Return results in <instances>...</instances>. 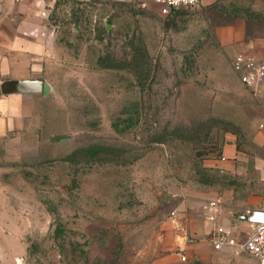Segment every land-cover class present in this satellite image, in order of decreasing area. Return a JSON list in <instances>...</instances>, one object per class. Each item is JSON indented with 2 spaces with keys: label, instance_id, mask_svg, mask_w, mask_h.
<instances>
[{
  "label": "rangeland",
  "instance_id": "obj_1",
  "mask_svg": "<svg viewBox=\"0 0 264 264\" xmlns=\"http://www.w3.org/2000/svg\"><path fill=\"white\" fill-rule=\"evenodd\" d=\"M206 1L169 16L147 0H0L3 17L17 24L28 12L43 26L24 33L31 47H48L38 66L23 50L0 56L9 64L0 81L50 85L18 104L15 126L6 127L0 99V264H171L179 252L209 264L191 250L207 239L202 203L218 199L227 216L258 195L264 208V152L245 144L234 169L209 166L198 149L220 146L222 129L188 130L216 117L250 132V118L264 114L232 67L237 51L219 36L253 0ZM256 6L264 17V0ZM55 9L57 30L47 26ZM0 28L6 40L12 31ZM244 40L242 51L263 54ZM100 145L109 150L88 149ZM211 249L218 262L225 251Z\"/></svg>",
  "mask_w": 264,
  "mask_h": 264
},
{
  "label": "crops",
  "instance_id": "obj_2",
  "mask_svg": "<svg viewBox=\"0 0 264 264\" xmlns=\"http://www.w3.org/2000/svg\"><path fill=\"white\" fill-rule=\"evenodd\" d=\"M215 0H207L206 2H203L204 4H211ZM18 10L21 8L16 7ZM7 8L4 7L3 10H6ZM8 11V10H7ZM14 11L12 15L14 14ZM10 11L7 12L6 15H9ZM5 14V12L0 11V27L5 28L6 31L8 30L9 33L12 31L11 34H9L8 38L4 40L3 35L1 36L0 33V56L5 55V53H9L14 50H23L21 53L25 55L27 58V61L33 63V65L38 66V61L36 59H43L46 52L44 50L47 47V44L45 42H36L35 44L39 46V48H33L31 47V44H34V42L25 39V34L28 32H33L35 30H38L40 27H43L42 25L37 24V22L29 20L27 17L28 12L21 13L18 11V14L16 16H21V20L18 21L16 24L14 21H10L12 18L11 16L3 17L2 15ZM21 14V15H19ZM255 25L262 26L261 24L255 23ZM39 27V28H38ZM250 25H245V22L242 19L237 20L235 24H231L228 26H223L220 28L219 36L222 39L223 45H227L228 48H231V52L233 48L238 53L244 52L243 49H247L248 46L245 44V37L247 34L250 35V42H255L256 44H261L262 49L264 50V35L263 33L260 35H254L251 33L254 29V27ZM38 28V29H37ZM40 30V29H39ZM42 31V30H40ZM1 32V28H0ZM246 34V35H245ZM5 35V34H4ZM27 42V43H25ZM49 45V41H48ZM27 47V48H26ZM5 51V52H3ZM230 52V53H231ZM236 53V52H235ZM255 53V52H254ZM262 53V52H260ZM234 54V52H232ZM236 54V55H237ZM256 55H259L264 59V52L263 54L255 53ZM235 55V56H236ZM42 56V57H41ZM234 56V57H235ZM37 68V67H36ZM7 69H9V64L4 60V62L0 61V70L1 72H5ZM1 74V73H0ZM34 79H41V77H33ZM6 79V78H4ZM2 79V81L4 80ZM0 81V83L2 82ZM27 96H33L32 94H10V95H0V99L2 97H5L7 99V113L3 116L5 117L6 121V127L15 126L19 124L20 122V113H22V110L19 109L18 104L21 107L22 102L25 101V98ZM0 117H2L1 108H0ZM264 124V114H258L254 115L250 118L249 128L251 132V138L254 143L264 148V125L261 126L260 124ZM241 124V123H240ZM226 142L224 143L222 147V157L221 158H209L206 159V164L209 166L221 168L224 170H232L235 168L236 159L240 158L242 155H245V152H241L237 149V135L233 132H227L225 134ZM257 165L256 168L259 170L262 178L264 179V156L256 157ZM258 195H253L247 200V206L245 207H260V205H256L258 200ZM236 213H231L230 215H225L222 207V214L220 216V220L225 223L226 225H230L233 221ZM210 230V224L207 223L205 220H203V229L202 232L203 236L205 237L206 233H208ZM207 248H212L211 250H216L213 246V244L208 239H202V241L198 244H193L191 246L193 257L201 261V263H209V264H229L234 263L237 264L239 261V257H235L234 254L229 250H216L218 252H224L223 256H221L220 260L218 262H215L211 259L210 255L207 254ZM190 258V256H189ZM247 264H256L254 260H250ZM254 261V262H253Z\"/></svg>",
  "mask_w": 264,
  "mask_h": 264
},
{
  "label": "built area",
  "instance_id": "obj_3",
  "mask_svg": "<svg viewBox=\"0 0 264 264\" xmlns=\"http://www.w3.org/2000/svg\"><path fill=\"white\" fill-rule=\"evenodd\" d=\"M147 1L158 4L164 13H170L182 7H198L203 0ZM232 67L264 112V59L254 53L241 52L232 59ZM202 207L204 220L210 224L207 239L216 250H229L235 257L246 255L256 264H264V208L246 207L235 215L230 225H226L220 220L222 203L218 199H207ZM171 264L190 263L187 254L179 252L178 261Z\"/></svg>",
  "mask_w": 264,
  "mask_h": 264
},
{
  "label": "trees",
  "instance_id": "obj_4",
  "mask_svg": "<svg viewBox=\"0 0 264 264\" xmlns=\"http://www.w3.org/2000/svg\"><path fill=\"white\" fill-rule=\"evenodd\" d=\"M256 2H257V0H255V1L253 0L252 5L248 9L246 8L245 11L243 10L244 12H241L240 10L239 11L238 10L235 11V13H233L231 15L230 20L228 22H232L231 20H235V19H237V20L242 19L245 22L246 25H252L254 23H257V24L259 23L261 25H264V17L260 16V13H259V12H262V11H260L261 8H258L256 6ZM188 9L189 8H185V7L178 8V9H173L170 12L169 16L170 15L177 16L180 12H182L184 10H188ZM77 10H78V14L74 15L75 18H76L75 19L76 26H78V24L83 19L84 15H85V12H86V7L79 8ZM56 16H57V13H56V9H55V11L52 14L50 13L48 15V19H47L48 20L47 26H49L50 28L54 27L55 30H57L59 28V23H58L59 21L57 20ZM263 35H264V31H263ZM138 60H139L138 57L134 59V61L136 63L138 62ZM144 64H145V62H144ZM139 67L137 65H135L134 68H139ZM247 91L249 92L248 89H247ZM32 95L33 96H38V95H43V94H32ZM259 106H260V104H259ZM203 125L208 127L209 130L212 129L215 125H217V127L219 129H222V139H221V145L220 146L219 145H217L215 147L211 146L210 148H212V151H211L210 148H208L206 153H203V152L200 151V149H198L197 155H199L203 159V161H205L206 159H209V158H221L222 157V147H223L224 143L226 142L225 134L227 132H233V133H235L237 135V149L239 151L246 152L247 150H246L245 147L246 146H252V147H255L257 149H260L262 151V153L264 152V148L263 147H261V146H259V145H257L256 143L253 142V140L251 138V133L249 131L247 132L246 130H244L241 127L240 124H237V123H235L232 120H227V119L214 117V118L208 119L206 122L205 121L202 122V124H199L195 128H188V130H189L190 134L191 133L194 134V133L197 132V129H200ZM245 144H246V146H244ZM88 149L90 151H92V152H97L99 150H103V151L109 150V147L108 146H104V145H100V146H97V147H90ZM211 152H213V154ZM210 154H212V155H210ZM245 208L246 207H244L243 209H245Z\"/></svg>",
  "mask_w": 264,
  "mask_h": 264
},
{
  "label": "water",
  "instance_id": "obj_5",
  "mask_svg": "<svg viewBox=\"0 0 264 264\" xmlns=\"http://www.w3.org/2000/svg\"><path fill=\"white\" fill-rule=\"evenodd\" d=\"M50 85L42 79H4L0 83V91L3 95L10 94H42L47 93ZM64 136L56 139L60 140Z\"/></svg>",
  "mask_w": 264,
  "mask_h": 264
}]
</instances>
